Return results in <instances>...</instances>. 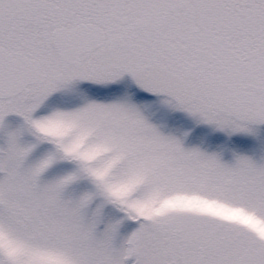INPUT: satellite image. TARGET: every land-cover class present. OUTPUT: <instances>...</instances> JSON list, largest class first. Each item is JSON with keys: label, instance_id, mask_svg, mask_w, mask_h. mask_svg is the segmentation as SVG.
<instances>
[{"label": "snow or ice", "instance_id": "snow-or-ice-1", "mask_svg": "<svg viewBox=\"0 0 264 264\" xmlns=\"http://www.w3.org/2000/svg\"><path fill=\"white\" fill-rule=\"evenodd\" d=\"M0 264H264V0H0Z\"/></svg>", "mask_w": 264, "mask_h": 264}, {"label": "rangeland", "instance_id": "rangeland-1", "mask_svg": "<svg viewBox=\"0 0 264 264\" xmlns=\"http://www.w3.org/2000/svg\"><path fill=\"white\" fill-rule=\"evenodd\" d=\"M169 121H170L171 124L177 125V126H179L181 124H183L185 126H191V124H192V121L190 120V118L185 116L183 113H179V112H177L175 114H172L170 116V118H169ZM207 131H208V129H207L206 126H203V125L198 126L196 128V131H195L193 137L190 139L189 143L198 142V137L202 133L207 132ZM211 139H212L213 142H216V141H218L220 139H223V134H221V133L213 134Z\"/></svg>", "mask_w": 264, "mask_h": 264}]
</instances>
